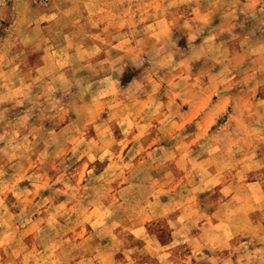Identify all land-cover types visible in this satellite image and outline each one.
<instances>
[{
	"label": "rangeland",
	"instance_id": "1",
	"mask_svg": "<svg viewBox=\"0 0 264 264\" xmlns=\"http://www.w3.org/2000/svg\"><path fill=\"white\" fill-rule=\"evenodd\" d=\"M0 264H264V0H0Z\"/></svg>",
	"mask_w": 264,
	"mask_h": 264
}]
</instances>
